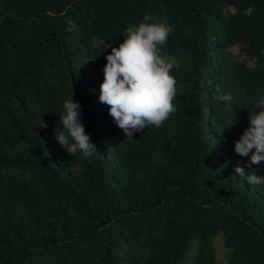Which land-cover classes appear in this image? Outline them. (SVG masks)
Returning a JSON list of instances; mask_svg holds the SVG:
<instances>
[{"label":"trees","instance_id":"obj_1","mask_svg":"<svg viewBox=\"0 0 264 264\" xmlns=\"http://www.w3.org/2000/svg\"><path fill=\"white\" fill-rule=\"evenodd\" d=\"M145 16L171 26L176 112L128 140L98 96ZM72 92L88 158L53 138ZM262 94L264 0H0V264H220L219 235L227 264H264V185L233 151Z\"/></svg>","mask_w":264,"mask_h":264},{"label":"clouds","instance_id":"obj_2","mask_svg":"<svg viewBox=\"0 0 264 264\" xmlns=\"http://www.w3.org/2000/svg\"><path fill=\"white\" fill-rule=\"evenodd\" d=\"M150 20L151 17L145 16L123 31V43L111 48L102 69L98 102L109 106L108 114L128 140H134L133 133H141L145 128L160 127L176 112L173 101L177 82L171 73L180 67V62L162 54L171 26L149 23ZM75 30V22L69 20L67 31ZM214 100L230 106L233 97L218 90ZM256 108L260 110L257 112ZM81 115V106L74 102L72 92L62 102L59 129L56 127L53 138L70 157L80 154L88 158L96 152V147L85 133ZM233 151L240 157H248L247 163L234 167L239 179L250 186L264 185V175L244 170L264 161V94L254 102L249 126L234 141Z\"/></svg>","mask_w":264,"mask_h":264},{"label":"rangeland","instance_id":"obj_3","mask_svg":"<svg viewBox=\"0 0 264 264\" xmlns=\"http://www.w3.org/2000/svg\"><path fill=\"white\" fill-rule=\"evenodd\" d=\"M235 53H238V49H234ZM223 236L219 235L218 237L215 238V247L218 251V261L220 264H227L226 262V257H225V249H224V241H223Z\"/></svg>","mask_w":264,"mask_h":264}]
</instances>
